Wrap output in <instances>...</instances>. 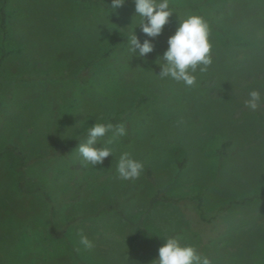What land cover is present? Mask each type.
<instances>
[{
    "label": "rangeland",
    "instance_id": "374dc122",
    "mask_svg": "<svg viewBox=\"0 0 264 264\" xmlns=\"http://www.w3.org/2000/svg\"><path fill=\"white\" fill-rule=\"evenodd\" d=\"M111 3L0 0V264H152L170 237L211 264H264V106H244L264 96V0H169L155 38L134 0ZM190 14L213 62L187 88L156 61ZM134 31L153 52L129 50ZM96 122L127 134L92 166L77 148ZM123 152L145 163L134 182L116 178Z\"/></svg>",
    "mask_w": 264,
    "mask_h": 264
},
{
    "label": "clouds",
    "instance_id": "9594fccd",
    "mask_svg": "<svg viewBox=\"0 0 264 264\" xmlns=\"http://www.w3.org/2000/svg\"><path fill=\"white\" fill-rule=\"evenodd\" d=\"M125 0H112L111 9L122 7ZM136 16L141 18L142 32L151 38L159 36L164 26L169 22L173 11L169 7V0H134ZM211 29L208 22L200 15L190 14L180 19L175 33L168 38V48L163 56L156 61L161 68L160 79L170 78L177 83H182L187 88L196 86L195 73L199 70L204 73L213 62L212 43L210 40ZM129 50L143 57L153 52L154 44L145 39L139 40L135 31L128 38ZM244 106L250 111H257L264 106V96L257 89L250 90L244 100ZM111 133V136L102 146L97 147V141ZM127 134L124 123L96 122L87 129V138L77 148L83 162L92 166L103 164L104 160L113 155L116 141ZM145 168V163L123 152L116 165V178L123 181H136L140 178ZM79 244L85 250L94 248L93 242L81 230ZM77 252L80 248L76 249ZM158 259L152 264H211L207 256L198 252L193 245H182L179 238L170 237L158 249Z\"/></svg>",
    "mask_w": 264,
    "mask_h": 264
},
{
    "label": "trees",
    "instance_id": "16d2710c",
    "mask_svg": "<svg viewBox=\"0 0 264 264\" xmlns=\"http://www.w3.org/2000/svg\"><path fill=\"white\" fill-rule=\"evenodd\" d=\"M191 9H192L193 11L195 10V8H194L193 6L190 8V10H191ZM218 32L221 33L222 35H224L223 30L219 29ZM230 144H231L230 142H226V143L224 144V147L226 148V147H228ZM157 199H158L157 196H156L155 198L152 199V201H151V207H152V204H154V202H155ZM255 199H256V198H251V199H249V200H244V201H242V202H232V205L247 204V203H249V201H254ZM160 200L170 201V199L167 198V197H160Z\"/></svg>",
    "mask_w": 264,
    "mask_h": 264
}]
</instances>
